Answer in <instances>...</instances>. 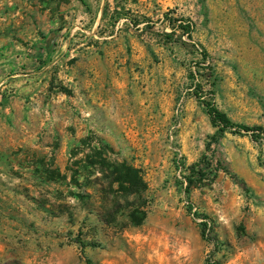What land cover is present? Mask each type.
<instances>
[{
    "label": "rangeland",
    "instance_id": "374dc122",
    "mask_svg": "<svg viewBox=\"0 0 264 264\" xmlns=\"http://www.w3.org/2000/svg\"><path fill=\"white\" fill-rule=\"evenodd\" d=\"M206 103L264 130V0H0V264H264Z\"/></svg>",
    "mask_w": 264,
    "mask_h": 264
},
{
    "label": "trees",
    "instance_id": "16d2710c",
    "mask_svg": "<svg viewBox=\"0 0 264 264\" xmlns=\"http://www.w3.org/2000/svg\"><path fill=\"white\" fill-rule=\"evenodd\" d=\"M179 28L191 38L193 28L189 22L184 25L180 24ZM197 87L200 90L202 89L201 84H199ZM198 98L202 99L201 96H198ZM206 107V113L210 117L211 123L213 126L218 127L221 133H241L242 131H245L246 133H252V139L255 141H258L264 137V130L262 128H248L242 125H237L229 120L224 114L220 113L215 106L206 103ZM88 264H90V261H88Z\"/></svg>",
    "mask_w": 264,
    "mask_h": 264
}]
</instances>
